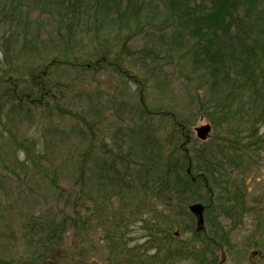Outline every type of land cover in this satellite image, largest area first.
<instances>
[{"label": "rangeland", "instance_id": "obj_1", "mask_svg": "<svg viewBox=\"0 0 264 264\" xmlns=\"http://www.w3.org/2000/svg\"><path fill=\"white\" fill-rule=\"evenodd\" d=\"M12 1V9H19L15 15H3L5 0H0V264H221L222 259L224 264H264V85L254 98L257 107L237 103H245L238 120H256L254 133L243 122L242 139L228 137L199 110L197 96L203 98L216 88L209 91V81L204 80L203 93L198 77L192 84L179 80L177 63H166L165 57H170L159 48L180 37L173 31L165 4L169 0H83L77 11L83 23L69 27L71 33L65 23L58 27L56 0ZM245 1L250 10L245 11L248 19L242 20V30L248 31L255 21L263 33L264 0ZM235 28L233 24L231 30ZM254 29L252 24L250 36ZM234 35L226 39L228 45H235ZM223 48L228 62L229 47ZM45 71L54 88L50 102L31 105L34 101L21 95V88L35 73L48 91L41 78ZM139 80H144L143 92ZM215 80L210 78V83ZM219 84L224 83L219 80L215 87ZM142 102L150 113L181 116L192 156L200 145L195 128L206 123L213 127L209 141H238L234 158L240 161L227 166L230 183L224 187L229 192L238 189L239 202L220 203L224 190L209 183L208 202L170 196L166 201L165 185L157 196L150 193L143 200L140 192L128 195L127 189L99 196L94 154H85L91 149L99 155L125 149L133 133L125 126L133 124ZM168 125H158L166 140L172 133ZM170 144L179 146L177 140ZM128 158L130 171L139 173L140 156L134 150ZM131 175L125 179L130 181ZM194 201L208 206L206 233L199 238L188 210ZM72 220L81 226L89 221L90 233L84 237ZM206 238L219 247L213 255L205 247L204 256L196 259L191 247L196 239Z\"/></svg>", "mask_w": 264, "mask_h": 264}, {"label": "trees", "instance_id": "obj_2", "mask_svg": "<svg viewBox=\"0 0 264 264\" xmlns=\"http://www.w3.org/2000/svg\"><path fill=\"white\" fill-rule=\"evenodd\" d=\"M169 2L165 4L166 7L168 5L170 19L174 26L173 31H175V34H179L180 37L179 39L174 37L175 41L165 43V45L161 43L159 48H161L162 53L170 57H165L166 63H177L178 79L186 84H192L198 77L201 84L200 91L203 92L206 89L203 85L204 80L209 81V91L214 92V88H216L212 94L207 91L206 93L203 92L205 93L203 98L197 96L200 105L199 110L210 115L215 129L220 128L225 133L224 135L228 137L233 135L236 139H242L240 137L241 126L243 122H248L247 124L251 125L249 131L253 134L256 120L251 118L237 119L239 109L242 104H245L238 105L237 103L247 101L248 105L257 107L255 105L258 101H255L254 98L260 95L264 85V31L263 33L258 32L261 24L258 23V25L255 21L250 22L248 31L242 30V20L248 19L245 11L250 10L247 8L249 7L248 2L245 0H169ZM12 3H14L12 0H5L2 5L4 6L3 15L7 13L15 15L19 8L12 9ZM82 5L83 0H74L73 2L56 0V13L59 16L58 27L63 26V23H65L64 27H67L69 33H71L69 27L81 26L83 22L77 16V11ZM241 7H243V16L239 14ZM233 24L236 26L235 32L231 30ZM252 24L255 29L253 30V36H250L249 29L252 28ZM138 26L136 25V27ZM239 28L241 31L238 30ZM262 29L264 28L262 27ZM232 32L235 34L232 39H237V41L235 45H228L226 39H231ZM247 37H251L252 40H247ZM249 40H251V43L248 42ZM69 42L70 39L66 44ZM69 46L70 44L67 45V49ZM223 46L229 47L228 62H225L222 57L225 49ZM176 52H179L177 57L171 56ZM187 54L190 56L187 57ZM140 59L143 64L146 63L145 58ZM187 63L196 67L188 69ZM53 66L54 64H50L48 69ZM116 68L118 69L117 72L121 74L122 68H119V66H116ZM35 72L37 71L35 70ZM32 75L33 77L27 82L26 87L21 88V95L28 96L29 100L34 101L29 103L31 105L42 100L49 103L50 97L48 96L54 89L53 85L51 86L47 82L48 76L51 75L50 72L45 71V74L41 76L45 85L49 87L48 91L38 82L39 76H35V73ZM210 78L216 80L211 84ZM219 80L224 84L215 87L216 82H219ZM137 83L143 92L144 80H139ZM260 87L262 88L260 89ZM16 100L19 99L16 98ZM262 102L264 103V100ZM224 104H228V106L225 108ZM136 111L138 115L133 118V124L130 127L125 126L126 130L128 128L133 129L131 138H129L130 144H126L125 149L118 152L109 149L105 155L95 154L93 152L95 150L91 149L85 154H88V156L94 154L93 169L95 177L98 178L99 186L96 190L99 196L109 194V192H111L110 195L119 194L120 191L127 189L126 194L128 195L140 192L142 197L139 198L143 200L144 196L148 198L150 193L157 196L158 189H163L162 187L165 185L167 191L163 192H165L164 198L166 201H170L167 199V196H170L186 202L189 201L187 198L208 202L212 197L211 190L208 187L209 183L212 186H219L220 190H224L222 191L223 198L219 200L220 203L227 204L230 201H240L237 194L238 189L229 192L224 187V184L228 186L230 183L227 166L233 161L237 163L240 161L238 158H234V148L238 144L235 138L220 140L217 138L199 143V147L194 150L195 156H192L186 149L188 143V140L185 139L188 129L187 124L180 115H168L165 111L162 114L150 113L146 110L143 102L136 108ZM155 115L160 116L157 121ZM162 123L169 124L168 131L172 132L167 140L166 135L161 134L158 127ZM154 133H157V135L155 136ZM172 140H177L179 146L172 147L170 144ZM134 150L140 156L141 169L139 173H133L129 168L130 159L128 157L131 151ZM239 155L241 156V154ZM85 159L83 158L81 162L83 165L86 164ZM122 168L125 169V172ZM189 169L191 172H188ZM127 174H132L129 177L130 181L125 179ZM203 188L205 189V196H202ZM73 222L74 225L75 223L78 225V228H82L84 237L90 233L89 221H85L82 226L78 224L77 220ZM58 229L55 226L53 233H57ZM195 236L199 238L202 235L195 232ZM200 242L208 249L211 248L212 255L214 249L217 246L219 247V243L214 240H211L210 243ZM195 251L197 259H201L204 252H206L204 247L199 244L198 239L191 247L194 257ZM49 253L51 258L54 259L52 252ZM211 261L216 262L217 259L212 257Z\"/></svg>", "mask_w": 264, "mask_h": 264}, {"label": "water", "instance_id": "obj_3", "mask_svg": "<svg viewBox=\"0 0 264 264\" xmlns=\"http://www.w3.org/2000/svg\"><path fill=\"white\" fill-rule=\"evenodd\" d=\"M197 137L206 141L212 132V127L210 124L202 125L195 129ZM189 210L193 213L197 219V231L202 232L205 230V206L201 203H195L190 205Z\"/></svg>", "mask_w": 264, "mask_h": 264}]
</instances>
